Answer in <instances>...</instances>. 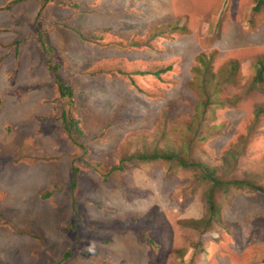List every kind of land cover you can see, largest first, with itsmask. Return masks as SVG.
<instances>
[{"label": "rangeland", "instance_id": "374dc122", "mask_svg": "<svg viewBox=\"0 0 264 264\" xmlns=\"http://www.w3.org/2000/svg\"><path fill=\"white\" fill-rule=\"evenodd\" d=\"M41 1L0 0V264H264V193L252 187L218 191L221 222L199 230L179 223L207 210L193 171L132 164L117 174L121 183H102L98 171L81 163L72 193L70 155L77 150L55 120L59 102L47 66L50 56L59 63L86 131L103 130L101 139L89 142L99 151L94 161H111L126 138L134 139L133 130H151L166 107L170 118H188L196 97L186 82L198 52L215 51L214 69L236 61L238 72L223 90L239 101L217 109L224 128L203 144L209 154L203 157L223 180L247 176L264 187V122L257 136L247 135L253 108L264 105V71L253 83L256 61H264V5L52 0L41 7ZM174 22L186 31H167L150 46H128L131 34ZM43 43L52 49L49 56ZM152 65H171L163 81L137 77L152 95L117 72L118 66ZM99 68L105 72L93 75ZM111 221L133 224L97 227ZM143 231L150 236H140Z\"/></svg>", "mask_w": 264, "mask_h": 264}, {"label": "trees", "instance_id": "16d2710c", "mask_svg": "<svg viewBox=\"0 0 264 264\" xmlns=\"http://www.w3.org/2000/svg\"><path fill=\"white\" fill-rule=\"evenodd\" d=\"M52 0H42L41 7ZM264 5V0H257V4L253 10H258ZM180 30L186 31L185 26H178L175 22L168 24H154L149 28L147 33L141 36L131 34L128 46L139 48L143 45H152V40L164 33ZM45 54L49 56L52 49L43 43ZM214 52L200 51L194 57V64L191 66V77L186 82V85L195 95V102L192 105V112L188 118L179 119L170 118L168 112L171 107H166L154 127L151 130H133L134 139L126 138L124 143L120 144L122 147L118 149L116 160L108 161L107 158L100 160L93 159L98 150H94L89 142L99 140L102 137L103 130L90 133L87 132L81 123V119L76 111L74 91L71 84L67 83L58 73L59 63L52 60V56L47 59L48 69L53 76V91L57 95L59 102L55 120L58 121V127L62 130L69 142L77 150L70 155V173H71V192L74 193L76 187V177L78 175L79 166L77 164L85 163L91 165L94 170L99 172V180L102 183H108L111 180L121 183L120 173H123L128 165L145 166L149 164H162L165 171L168 173L177 171H193L194 175L201 181L204 186L202 196L207 202V210L205 214L198 218L182 219L179 221L180 225L185 228L193 230L206 229L212 224L220 223V206L216 201V194L218 191L226 192L229 188L238 185L252 187L264 193V187L247 176L242 179L223 180L217 173L218 168L212 166L206 158L209 154L203 148V144L210 138L219 135L223 128L224 122H216L217 109L224 107L235 106L239 101L237 94L226 96L223 85L229 82L239 69V64L236 61H229L221 67L213 68ZM54 61V62H53ZM57 62V63H56ZM122 66V64L120 63ZM171 65L160 66L152 65L148 68H137L134 70H126L118 66L117 72L119 77L128 80L131 86L135 87L142 93L151 92L141 88L137 82L139 76L151 75L155 80H164V75L170 70ZM255 75L253 83L262 81L264 71L263 57H259L255 64ZM105 72L104 69L99 68L92 70V74H99ZM264 122V105L258 104L253 108L252 119L247 131V135L255 136L258 134L257 129ZM112 121H109L106 127H109ZM257 136V135H256ZM242 137V136H241ZM132 147L129 144H133ZM246 145V143H245ZM244 145V147H245ZM230 151L223 154V159L229 155ZM243 153V150L237 152V156ZM205 156V157H203ZM232 156H234L232 154ZM118 174V175H117ZM194 176V177H195ZM195 177V178H196ZM128 191L129 188H127ZM49 192L44 194L47 197ZM73 209H76L75 197H72ZM102 229L116 228L126 230L128 226L132 227V222L127 223L125 227H118L114 222H96ZM75 224L70 225L75 228ZM21 231V230H17ZM208 231V230H207ZM26 233V231H21ZM28 232V231H27ZM209 232V231H208ZM30 233V232H29ZM137 233V232H135ZM139 236V235H138ZM140 236L148 237L149 233L142 232ZM150 245L155 242L150 239ZM154 243V244H153ZM69 252H65L64 257H68Z\"/></svg>", "mask_w": 264, "mask_h": 264}]
</instances>
